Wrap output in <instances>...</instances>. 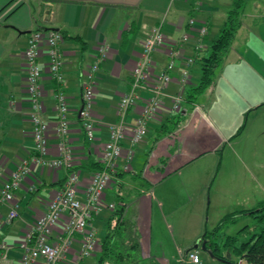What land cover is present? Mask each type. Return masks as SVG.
I'll return each mask as SVG.
<instances>
[{"label":"crops","instance_id":"1","mask_svg":"<svg viewBox=\"0 0 264 264\" xmlns=\"http://www.w3.org/2000/svg\"><path fill=\"white\" fill-rule=\"evenodd\" d=\"M232 8L233 0H0V191L22 160L29 161L37 155L30 120L33 105L27 88L28 66L25 60L32 32L57 31L63 36L60 43L64 62L62 83L52 79L49 73V57L45 47L38 60L42 69V117L51 127L47 158H58L59 140L54 133L58 104L56 94L63 92L70 106L68 141L75 158L73 171L80 177L79 198L83 200V190L93 174L100 170L103 149L110 138L109 126L121 120L119 104L130 90L133 69L140 60L143 44L151 30L161 26L167 41L165 47L153 54L157 71L167 66L171 45L178 43L184 35L190 37L183 44L185 56L195 59L186 87V90H190L200 80L194 75L196 67L200 69L201 77L197 62L209 55L211 45L219 36ZM191 19L196 20L194 26H190ZM203 27L207 29L204 37L200 36ZM256 30L247 35L244 47L234 54L231 50L228 53L216 87L211 88L215 98H208V107L200 105L199 99L196 103L184 102L181 111L183 124L174 133L168 134L162 128L174 114L169 111L172 102L166 98L164 110L149 124L148 135L136 150L132 171L124 172V159L119 161L113 182L105 191L103 208L94 214L91 222L99 244L112 214L107 205H126L125 219L134 226L143 259L153 260L157 264H193L186 258L190 250H197L198 253L203 250L210 257H216L203 249L201 241L204 234L210 232L209 218L206 220L205 216L210 214L212 201L207 206L206 200L202 205H194L193 199L189 200V206L193 203L194 209L189 208L187 214L180 216L176 207L171 211L166 210L164 201L167 200L165 196L170 191L172 177L185 180L181 186L193 196L192 188L197 186L191 182L204 178L201 181L204 187L199 196L204 195L203 190H209L210 200L212 194L217 197L222 189L217 182L223 183L219 175L224 151L234 140L244 141V152L248 154L247 143L252 139L263 149L264 22ZM242 31L243 24L237 36ZM101 46H108L109 51L100 62L99 70L94 73L95 137L90 140L80 111L83 108L84 88L90 83L89 75L102 58L99 53ZM184 69L185 64L177 61L173 73L175 79ZM179 89V85L174 83L167 93L172 95ZM148 96L147 93L141 94L142 98ZM143 106L142 100L125 116L128 139L129 131ZM188 106L193 110L191 115L188 114ZM244 125L241 135L235 137ZM127 147L128 142L125 143ZM240 164L245 173L223 174L229 176L226 179V186L231 187L229 192L245 188L249 182L248 174L254 175L249 172L251 168L247 169L245 161ZM69 174L70 171L66 169L38 167L15 191L18 216L10 218L14 203L0 207V257L6 254L4 264L21 263V241L31 226L45 214L52 197L63 189ZM253 175L252 179L255 180L257 177ZM232 193L224 194L225 198H231ZM240 205L244 206V203ZM245 217L243 219H248ZM225 218L220 217L218 225ZM62 231L63 221L56 227L52 243L59 242ZM81 239L79 234L73 236L72 250L62 264H71L75 259L81 249ZM164 239L170 244V255L164 252ZM197 244L199 249L195 248ZM96 259V254H93L80 260V263L96 264ZM228 259H231V255Z\"/></svg>","mask_w":264,"mask_h":264},{"label":"built area","instance_id":"2","mask_svg":"<svg viewBox=\"0 0 264 264\" xmlns=\"http://www.w3.org/2000/svg\"><path fill=\"white\" fill-rule=\"evenodd\" d=\"M190 26L196 24V20H190ZM206 27L200 30V36L206 35ZM190 37L184 35L177 43L175 42L168 50L169 62L165 68L157 71V63L153 60V54L158 49L165 47L167 41L161 26H156L145 40L140 60L133 69L130 90L122 97L118 115L120 122L109 126L110 138L105 144L100 164L102 169L95 172L90 183L85 187L83 193L85 198H79L81 193V180L77 173H74L75 158L73 150L68 141L70 129L69 112L70 106L63 92L56 94L57 99V121L55 122L54 133L58 141L59 157L48 159L50 125L43 117L42 87L40 84L42 69L38 64L42 49H47L49 57L48 70L52 79L59 83L64 81L63 56L60 50V43L63 36L57 31L37 30L30 34L28 46L25 51V60L28 66L27 88L31 97L33 110L30 120L33 124V137L37 155L31 160H22L18 168L12 172L11 179L7 181L0 191V207L6 204H13L10 218L18 216L19 205L15 203V191L21 186L22 181L33 175L38 167H48L51 170L66 169L70 171L63 189L50 200L45 214L39 218L30 228L20 243L22 258L20 264H62L67 260L72 250L73 236L79 234L81 249L76 254L71 264H81L80 260L93 256L99 246V239L91 222L95 213L99 212L105 203V191L112 184L114 175L117 173L118 163L124 159L123 171H132L136 150L145 140L149 132V124L159 117L164 110L165 99L172 102V114L182 111L185 102L184 94L191 79V67L195 63L194 58L186 57L183 44L188 42ZM198 48H202L198 46ZM108 46L99 48L102 57L94 65L89 75L90 83L84 88L83 108L81 119L87 137L93 140L95 137V121L93 107L96 102V88L94 73L99 70V64L105 59ZM185 64V69L175 79L173 73L176 62ZM176 83L179 91L175 94H168V88ZM147 93V98L141 94ZM144 101L140 115L135 119L131 128L129 139L128 129L125 123V116L136 108L141 101ZM128 147L125 148V143ZM114 204L107 205V209L114 210ZM63 221V231L58 243H52L51 238L56 227ZM186 258L193 264H202L197 250H190ZM6 254L0 257V264H4Z\"/></svg>","mask_w":264,"mask_h":264},{"label":"trees","instance_id":"3","mask_svg":"<svg viewBox=\"0 0 264 264\" xmlns=\"http://www.w3.org/2000/svg\"><path fill=\"white\" fill-rule=\"evenodd\" d=\"M247 0H233V8L228 13L227 21L219 36L213 41L209 55L201 58L197 63L201 68V77L196 86L186 90L185 103H196L198 98L215 85L217 70L223 65L230 52L237 33L242 27V12ZM184 118L182 112L172 115L163 128L166 133L172 134L180 128ZM245 125L235 135L239 136ZM221 153V150L219 151ZM100 165V164H98ZM99 169H102L100 165ZM126 205H118L112 211L106 225V233L98 249L95 251L96 264H157L153 260L143 259L140 253L139 240L134 226L125 219ZM250 216L255 219V230L251 233L249 226L243 227L235 236H228L224 243L219 242V233L222 228L237 222L240 217L232 213L212 232H207L201 238L205 249L214 256L224 258L221 254L222 247L230 253L240 256L246 264H264V201L256 209L241 212V216Z\"/></svg>","mask_w":264,"mask_h":264},{"label":"rangeland","instance_id":"4","mask_svg":"<svg viewBox=\"0 0 264 264\" xmlns=\"http://www.w3.org/2000/svg\"><path fill=\"white\" fill-rule=\"evenodd\" d=\"M241 16H242L243 31L241 34L236 36L237 39L234 40V43L231 48L232 54H234L236 50H240L242 47H244L248 38L247 35L251 33L252 30L257 32L256 28H258L260 24L264 22V0H247L246 6ZM225 61L223 65L217 70L215 85L213 86V88L216 87V83L222 74V69L225 66ZM228 62L231 61L228 60ZM194 75L197 79H200V69L198 67H196ZM211 92L212 89L211 91H207L205 94L201 95L198 98L199 99L198 102L200 105L208 107V98H212V97L213 99L215 98V95ZM187 108H188L187 110L188 114L191 115L193 111L192 108L190 106H188ZM181 124H183V122H181ZM257 144L258 142H256L255 140L253 141V139L252 141H249V143H247V147L250 150L249 154L248 152H244L246 147H244V141L242 140L241 141L234 140L233 144L229 147H226L225 151H224V147L222 148V150L225 152V155L222 165L220 164L222 170L219 175V179L221 177L223 179V183L221 185L219 181L217 182V184L220 185L222 189L220 194L217 195V197L214 194H212L211 200H210V196L208 197L209 190L208 191L206 190L207 192L203 190L204 195L199 196V192H201L202 188L204 187V183L201 185V181H203L204 178H199L198 180H194L193 182H191L192 185L195 182L196 186L198 187V188L196 187L195 189L191 187L193 192L195 193V196H193L194 194L188 193L186 191L187 189L185 190V188L181 186V183H185V180L183 181L182 178L179 177H172L169 186L170 191H167V194L165 196L167 200L164 201L166 210L168 209L169 211H171L173 207H176L178 209L177 212L180 216L182 213L187 214L189 208L194 209V207L192 206H194L195 204L202 205L206 200V204L208 206L210 204V201H212L210 214L205 216L206 220H208L209 218L210 223L208 224V229L210 232L213 230L214 227L218 225L219 223L218 219H220V217L223 218L226 217L228 214H232V213H236L238 216H240L238 217V221L230 225V227L228 228L224 227L221 229L220 233L218 234L220 236L219 242L221 244L224 243L226 237L235 236L245 226H249L251 228V233H252L255 230V226H256L255 219L251 218L250 216L248 217H245L243 215L241 216V212L246 211V209L249 210L256 209L259 206V204L264 201V143H263V149L259 148ZM249 160L253 162H250ZM242 161L246 162L247 169L249 170L251 168L249 172H253L254 175L253 174L252 175L257 178L253 180L251 173H249L248 174L249 182L245 188L241 187V189L239 190L236 189L233 193L229 192L230 191L229 188L231 187L226 186L227 183L226 179L227 178L229 179V176L223 174L224 172L225 173L228 172L230 174L231 172L245 173L243 172L244 171L243 166L240 164V162ZM247 164L250 165L251 167H248ZM124 192L126 193V191ZM230 193H232V197L225 198L224 194H230ZM192 199L194 205L193 203H191L189 206L190 203L189 200L192 201ZM243 203L244 206L240 205ZM191 213L193 212L191 211ZM172 214H175V212H172ZM243 217L248 219H243ZM166 237L167 236L165 235V238ZM177 238L178 236L176 237V239ZM177 241H179V239H177ZM163 244L165 248L164 252L168 253V255L172 254V252L169 251L170 244L168 243V241H166V239H164ZM224 248L225 247H223L221 251V255L224 258L210 257L203 250L199 252V256L204 264H246V262L240 256H238L234 252L230 253L229 250H224ZM230 255H231V259H228ZM169 260L171 262L173 261L171 259Z\"/></svg>","mask_w":264,"mask_h":264},{"label":"water","instance_id":"5","mask_svg":"<svg viewBox=\"0 0 264 264\" xmlns=\"http://www.w3.org/2000/svg\"><path fill=\"white\" fill-rule=\"evenodd\" d=\"M81 111H82V110H81ZM81 111H80V114H81ZM195 248H196V249H199V248H200L199 244H197V245L195 246ZM203 249H205V245H203Z\"/></svg>","mask_w":264,"mask_h":264}]
</instances>
